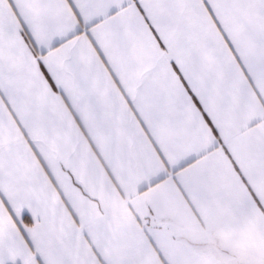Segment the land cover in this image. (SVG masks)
<instances>
[{"label":"snow or ice","instance_id":"snow-or-ice-1","mask_svg":"<svg viewBox=\"0 0 264 264\" xmlns=\"http://www.w3.org/2000/svg\"><path fill=\"white\" fill-rule=\"evenodd\" d=\"M0 264H264V0H0Z\"/></svg>","mask_w":264,"mask_h":264}]
</instances>
